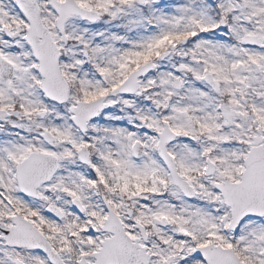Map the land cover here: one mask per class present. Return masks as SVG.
Returning a JSON list of instances; mask_svg holds the SVG:
<instances>
[{
  "label": "snow or ice",
  "instance_id": "6c2138e0",
  "mask_svg": "<svg viewBox=\"0 0 264 264\" xmlns=\"http://www.w3.org/2000/svg\"><path fill=\"white\" fill-rule=\"evenodd\" d=\"M0 264H264V0H0Z\"/></svg>",
  "mask_w": 264,
  "mask_h": 264
}]
</instances>
